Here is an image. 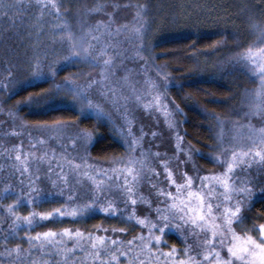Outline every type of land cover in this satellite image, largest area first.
<instances>
[{"label": "snow or ice", "instance_id": "obj_1", "mask_svg": "<svg viewBox=\"0 0 264 264\" xmlns=\"http://www.w3.org/2000/svg\"><path fill=\"white\" fill-rule=\"evenodd\" d=\"M118 9L132 12L130 21L122 23ZM91 12L104 18L73 27L66 0H0V48L7 56L0 58V92L21 75L39 79L51 69L54 77L58 56L91 68L95 75L65 79L57 88L67 90L81 114L110 127L105 139L126 153L105 167L91 157L99 143L94 132L60 120L32 127L8 110L9 118L0 119V142L6 141L0 143V264H264V223L246 226L256 219L257 193L264 204V3L246 13L259 38L238 44L242 50L222 61L229 69L220 68L258 83L245 89L246 110L234 113L247 123L233 127L247 132L218 142L208 157L220 172L197 165L194 158L205 154L182 134L183 109L168 103L169 74L154 57L149 61V5L129 0ZM255 117L260 127L251 123ZM51 201L60 206L35 210ZM97 211L126 227L37 230L53 218L77 223ZM173 235L182 248L168 243Z\"/></svg>", "mask_w": 264, "mask_h": 264}, {"label": "trees", "instance_id": "obj_2", "mask_svg": "<svg viewBox=\"0 0 264 264\" xmlns=\"http://www.w3.org/2000/svg\"><path fill=\"white\" fill-rule=\"evenodd\" d=\"M123 1L128 0H108L111 6ZM136 1L139 4L147 3L152 11L151 17L157 29L153 53L162 71L169 74L170 99L184 111V115L179 117L182 134L186 133L185 140L188 144L205 154L204 157L196 156L198 164L205 170H213L216 164L208 157L213 155V147L222 140L221 128L213 119V115L221 120L230 119L238 108H242L239 103L245 99V89L258 87V83H253L240 72L225 75L220 68L228 70L229 65L222 64V61L231 59L242 50L237 49L238 44L248 45L259 38V33L252 35L253 29L247 22L246 13L253 5L264 3V0ZM66 2L73 12V0ZM257 22L262 21L257 17ZM39 40L42 43L47 42L45 37H40ZM218 49L237 51H223L217 67L206 68L207 63L202 60L204 54L209 55ZM4 52V48H0V58L6 61ZM60 58H56L54 77L51 69H46V74L39 79L31 74L21 75L19 81L7 93L4 92L5 107L15 112L16 116L29 126L52 124L60 120L92 131L99 143L91 150V157L97 161L112 159L122 148L113 147L115 142L110 138L105 139L112 135L110 127L99 124L95 115L86 110L81 114L79 107L73 108L72 96L67 90L57 88L65 79L76 77L73 65L61 61ZM2 72L3 67L0 66V73ZM258 201L259 198L255 201L256 210L253 214L259 223H264V218H261L264 215V204ZM8 202L10 201L5 203ZM59 206V202L51 201L36 207L35 210L51 211ZM20 211L21 214L27 215L29 209L26 207ZM69 221L72 222L68 217L66 220L61 218L60 221L53 218L44 221L37 230H60ZM83 221L82 229L87 230L102 223L98 215L92 217L89 213ZM71 224L73 227V222ZM168 243L178 248L183 247L175 235L168 239Z\"/></svg>", "mask_w": 264, "mask_h": 264}, {"label": "rangeland", "instance_id": "obj_3", "mask_svg": "<svg viewBox=\"0 0 264 264\" xmlns=\"http://www.w3.org/2000/svg\"><path fill=\"white\" fill-rule=\"evenodd\" d=\"M121 3H125V4L129 3V0L128 1H123ZM130 3L131 4H139L136 0H130ZM97 5L104 6V7L108 8L109 10H111V7H112L111 4L108 2V0H73V27H79V21H81V20L94 22L95 19H103L104 18V13H102V12H91V13H89V9L93 8V7L97 6ZM117 11H118V13H119V15L121 17V22L122 23H126V22L130 21L131 15L133 14L132 12L126 11V10H123V9H118ZM151 15H152V11L150 9L149 10V15L146 17L148 22L151 24V31L147 34V43L151 46L152 52H153V44H154V40L156 38L157 29H156V27L154 25V22L152 20ZM185 18L187 19V17H185ZM222 56H223V51H215V52H213V53H211L209 55L204 54L202 60H203V62L207 63V65L205 66L206 68H215L217 63L222 58ZM58 57H56V58H58ZM153 57L155 58L154 53H153L152 57H149V61H151ZM60 60L63 61V58L61 57ZM155 63L158 65L156 58H155ZM73 68H74V72L76 74L75 78H79V82H83V80L87 78V74L89 72H91L93 75H95V71L93 69L85 67L84 65H81V64H74ZM155 72H156V69L152 68V69H150L149 75H151V76H153V78H155ZM3 95H4V92H0V108L3 109V111H0V119H8L9 118L7 116L8 108L5 107L6 101L3 100L4 99ZM172 102L173 101L170 99L168 101L169 105H171ZM239 104H240V106L242 108L241 109L238 108L236 110V112L243 113V111L246 110V105L244 103V100L241 101ZM161 119H163L162 115H161ZM250 119H251V123L254 126H256V127H260L261 126V124L258 123L259 117L250 118ZM179 120H180V118H179ZM223 121H224V125L222 127H220L221 128V135H222L221 142L222 141H228V140H235L237 131L245 132V133L247 132L246 128L245 129H236V128H234L233 127V123H232L233 121H237L240 124L247 123V121H245V119L243 118V115H241V116L234 115L230 119H224ZM180 126H181V122H180ZM32 127H35V126H32ZM110 131H111V129H110ZM241 139L242 140H246L247 137L244 136ZM0 143H6V141L0 142ZM53 146H55V145L53 144ZM124 155H126V153H125L124 149L122 148L121 152L119 154H117L115 157H120V156H124ZM113 158L109 159V160H103V161L101 160L99 162H101L105 167H107L109 164H111L113 162ZM194 159H195L197 165L201 169H203L198 164V162L196 160V157ZM93 160H94V158H93ZM95 161H97V160H95ZM203 170L205 172H220L223 169H221L219 166L216 165L213 170H205V169H203ZM260 196H261V194L257 193V197H256V199H254V203ZM89 214L92 217L95 216V215H98L102 219V223H100L98 225H95V226H92L89 229V231L94 229V228H98V227H106V228H109V229H111V228H119V227H126V225L120 223L119 220L114 219V218H110L108 216V214H105V213H102V212H99V211L91 212ZM251 215L254 216L253 212L251 213ZM64 220H66V217H64ZM111 221H113V222H111ZM82 222H84L83 219L79 220V222H77V223H73V227L82 229ZM66 223H68V224H65L64 227H72V224H71L72 222L69 221V222H66ZM111 223H114V225H111ZM251 223H257L258 224L259 222L255 219L254 221L248 223L246 226L250 228L251 227ZM237 231H239V229H237ZM176 238H178L181 241V239L179 237L176 236Z\"/></svg>", "mask_w": 264, "mask_h": 264}]
</instances>
